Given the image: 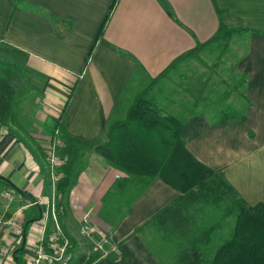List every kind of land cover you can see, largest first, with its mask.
<instances>
[{
    "label": "crops",
    "instance_id": "0c3cea01",
    "mask_svg": "<svg viewBox=\"0 0 264 264\" xmlns=\"http://www.w3.org/2000/svg\"><path fill=\"white\" fill-rule=\"evenodd\" d=\"M23 1L31 9L0 0V53L23 70L26 85L25 95L13 99L10 118L0 121V177L22 192L0 181V218L18 221L25 243L35 242L45 231L43 222L49 217L43 215L48 216L52 199L71 242L73 264H177L164 233L144 225L177 191L153 178L135 196L137 182L93 147L113 143L107 126L124 120L134 94L172 58L208 40L219 23L249 29L246 41L239 36L242 50L233 64L244 101L241 110L233 109L243 120L219 124L218 116L208 117L193 100L194 109L182 116L180 136L185 149L202 165L219 171L244 202L264 203V0ZM44 13L63 21L53 24ZM75 82L64 117L66 140L59 135L63 146L55 148L58 156L69 159L71 179L59 198L44 160L50 142L44 121L58 115ZM136 132L127 124L117 134ZM6 189L13 190L10 200L2 195ZM33 206L40 214L24 230L27 210ZM83 217L114 250L100 256L79 235ZM4 245L12 250L5 264H16L13 252L21 248V236L0 227V247Z\"/></svg>",
    "mask_w": 264,
    "mask_h": 264
},
{
    "label": "trees",
    "instance_id": "16d2710c",
    "mask_svg": "<svg viewBox=\"0 0 264 264\" xmlns=\"http://www.w3.org/2000/svg\"><path fill=\"white\" fill-rule=\"evenodd\" d=\"M12 1L16 7L31 9L23 0ZM163 7L168 10L165 3ZM44 15L53 24L63 21L49 13ZM102 25L97 37H100ZM247 33L249 29L244 27L219 23L208 40L197 43L172 58L134 94L124 120L113 121L107 126L109 137L115 140L113 143L109 141L93 147L96 153L137 182L135 196L153 178H159L177 191L173 200L144 222V225L151 224L164 233L166 240L173 246L177 264H264V203L247 204L219 171L197 161L185 149L180 136L184 117L163 110L155 94L165 90L163 81L174 84L173 76H183V71L180 70L187 60L195 59L202 63L199 54L204 47L219 44L224 48L233 35L246 41ZM176 85L186 89L183 83L178 82ZM76 87L75 82L58 115L46 117L44 121L50 136L57 130L58 137L60 135L63 141L66 140L64 117ZM23 88H26L25 73L0 53V121L10 118L13 99L25 95ZM216 112L219 113V124L234 119L243 120V116H239L230 107ZM127 124L134 126L137 132L124 136L117 134L118 129ZM86 145L89 144H82ZM71 146L69 144L67 151H70ZM68 162L69 159L55 183V192L59 198L71 183ZM0 181L22 193L5 179L0 177ZM29 212L33 213L30 218ZM39 214L38 207L28 209L23 229ZM22 253V248L14 250L16 264L22 261Z\"/></svg>",
    "mask_w": 264,
    "mask_h": 264
},
{
    "label": "rangeland",
    "instance_id": "374dc122",
    "mask_svg": "<svg viewBox=\"0 0 264 264\" xmlns=\"http://www.w3.org/2000/svg\"><path fill=\"white\" fill-rule=\"evenodd\" d=\"M239 42V36L233 35L224 48L219 44L205 48L199 55L204 64L196 60L184 63L180 70L183 71V77L175 75L172 81L186 84L187 88L175 87L171 82L163 81L165 90L155 93L161 108L182 117L194 109L190 103L197 100V109L204 111L210 118L219 117L216 111L224 107L241 110L244 104L240 97L243 88L239 80L233 77V64L242 50ZM170 106L173 107L172 110L169 109ZM23 257L24 255L21 260Z\"/></svg>",
    "mask_w": 264,
    "mask_h": 264
},
{
    "label": "built area",
    "instance_id": "2783aa9c",
    "mask_svg": "<svg viewBox=\"0 0 264 264\" xmlns=\"http://www.w3.org/2000/svg\"><path fill=\"white\" fill-rule=\"evenodd\" d=\"M50 142L46 145L44 151V160L47 165L50 184L54 186L56 181L61 176V169L67 161V157L58 156L55 148L63 146V142L58 137L57 130L53 131L50 136ZM13 190L6 189L2 195L6 200H10ZM54 204L50 202L47 213L43 215V225L47 222V227L43 234L33 243L22 242L21 248L24 257L22 264H73V257L69 250L71 242L64 234L58 219ZM0 227H7L12 230L14 236H21L23 233L21 224L14 218H0ZM79 235L91 242L93 249L99 252L100 256L106 255L109 251L114 250V246L100 232L97 226L90 222L89 218L83 217L78 229ZM12 250L9 246L0 247V264H5L8 258L11 257ZM21 264V263H20ZM79 264V263H76Z\"/></svg>",
    "mask_w": 264,
    "mask_h": 264
},
{
    "label": "water",
    "instance_id": "95a60500",
    "mask_svg": "<svg viewBox=\"0 0 264 264\" xmlns=\"http://www.w3.org/2000/svg\"><path fill=\"white\" fill-rule=\"evenodd\" d=\"M21 242H24V234L21 235Z\"/></svg>",
    "mask_w": 264,
    "mask_h": 264
}]
</instances>
